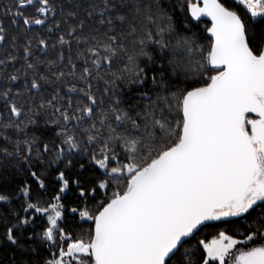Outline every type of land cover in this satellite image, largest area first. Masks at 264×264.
Here are the masks:
<instances>
[{
    "label": "trees",
    "instance_id": "16d2710c",
    "mask_svg": "<svg viewBox=\"0 0 264 264\" xmlns=\"http://www.w3.org/2000/svg\"><path fill=\"white\" fill-rule=\"evenodd\" d=\"M118 2L109 0L110 4ZM188 2L126 0L128 7L105 10L104 0H49L50 9L57 13L48 16L54 17L52 26L46 23V28L42 29L41 25L33 27L12 21L14 11H30L36 5L18 9L17 0H0V28L3 29L0 35L5 37L0 42V194L7 196L6 201L0 202V264L54 262L50 246L44 240L48 220H42L41 213L33 209L26 212L28 203L41 208L55 202L62 206L54 247L57 252L66 250L67 245L76 240L89 239L93 232V221L80 213L88 211L90 215L97 214L102 204H106L115 193L123 191L125 179L108 175L106 170L97 167L92 157L101 158L104 141L109 135V123L117 128L118 133L137 134L132 120L117 127L112 106L119 100V111L127 112L135 119L141 125L140 133L147 139L142 116L150 108L163 106L157 96L170 95L176 87L171 84L177 77L172 74L169 64L172 59L170 53L162 51L159 44L149 40L147 34L151 32L153 38L159 39L156 36L158 29L170 25L172 31L164 33V39L170 45L176 43L177 37L188 38L194 42L197 54L202 50L204 56L211 47L212 40L207 35L210 24L206 21L195 23L189 16ZM221 2L241 16L250 35L264 31V22L253 20L235 0ZM158 5L170 20L156 15ZM102 10L103 16L100 15ZM149 12L152 20L148 19ZM117 15L126 18L121 22L116 19ZM109 19L112 20L111 24L107 23ZM101 20L105 22L101 23ZM61 37L64 43H61ZM141 39L144 40L143 53L147 55L141 53ZM41 41H44L43 45ZM107 46L117 49V55L110 65L102 59L108 55L104 52ZM90 50L101 54L99 69L93 63L97 58ZM129 56L134 57V63L129 62ZM27 59H30L28 64ZM177 59L185 57L178 56ZM26 64H31L33 69L30 83L36 81L39 89L27 86ZM161 67L165 69L163 73L159 71ZM85 69L90 74H86ZM140 69L144 71L140 72ZM216 73L207 66L201 74L186 80L181 74L178 86H204L208 76ZM145 76L147 79L141 84L139 81ZM153 76L156 77L155 83ZM73 88L76 90L69 91ZM4 93H7L6 97ZM86 93H91L97 100L92 117L79 111L90 105ZM13 104L21 110L19 118L11 114ZM57 108L60 112L56 111ZM165 112H168L167 108ZM61 113L74 117L67 129ZM105 116V124L101 125L100 121ZM179 118L173 104L170 119L178 123ZM93 124L101 132L96 142L89 143L87 130ZM64 131L75 135L78 144L75 154L60 151V147L66 144L58 133ZM112 144L118 159L110 167H118L127 162L124 149L116 141ZM45 145L48 151L44 150ZM61 172L69 180L64 192L60 191L63 184L57 179ZM32 173L44 181L43 188ZM101 182H107L109 187L98 189ZM25 188L29 192L27 196L23 192ZM81 189L89 195L81 197ZM93 189H97L94 194ZM56 197H60L59 201ZM9 227L14 230L16 244L7 239ZM221 232L237 240H245L247 235L256 233L253 241L238 244L241 249L264 246V204L256 206L241 219L204 226L182 244L170 264H203L206 253L201 241L208 243L215 240Z\"/></svg>",
    "mask_w": 264,
    "mask_h": 264
},
{
    "label": "snow or ice",
    "instance_id": "6c2138e0",
    "mask_svg": "<svg viewBox=\"0 0 264 264\" xmlns=\"http://www.w3.org/2000/svg\"><path fill=\"white\" fill-rule=\"evenodd\" d=\"M235 2L242 5L253 20L264 22V0ZM32 5H36L35 10L40 16L51 11L49 0H17L18 9ZM110 7L123 8L128 4L126 0H119L116 4L104 0L105 10ZM187 9L196 20L204 16L211 19L212 26L208 31L213 40L207 55L204 56L202 50L198 55L194 42L188 38L177 37L176 43L170 45L164 39V33L172 31L170 25L158 29L156 36L159 39L153 38L151 32L147 34L162 51L170 53L169 64L172 74L177 77L171 84L176 87L170 95L157 96L163 106L150 108L142 116L147 139L139 131L141 125L127 112L119 111V100L112 106L117 127L132 120L137 134L118 133L117 128L109 123L103 154L99 159L96 156L92 159L108 175L125 178L123 191L102 204L97 214L81 212L82 217L94 222L89 239L69 243L66 250H61L60 259L49 264H65V256L77 260L78 264H170L184 239L192 236L205 222L241 216L258 202H264V31L250 35L241 16L221 0H203L202 7L189 0ZM17 15L23 17L24 13L18 11ZM100 15H104L103 10ZM156 15L170 20L159 5ZM125 18L124 15L116 17L121 22ZM152 18L149 12L148 19ZM44 22L39 17L23 19L25 25H42ZM107 23L111 24L112 20ZM4 39L0 35V42ZM112 40L115 43V36ZM64 42L61 37V43ZM143 44L141 39V53L147 55L143 53ZM90 51L97 58L93 63L99 69L101 54ZM104 52L108 55L102 59L110 65L117 49L107 46ZM178 56L185 59H177ZM128 60L134 63L133 56ZM207 66L217 73L208 76L204 86H178L181 74L186 80L201 74ZM159 71L163 73L165 69L161 67ZM85 73L90 74L87 69ZM146 79V76L142 77L139 82L143 84ZM152 80L155 83L156 77L153 76ZM31 87L39 89L40 86L33 81ZM4 95L6 97L7 93ZM86 95L90 105L79 111L92 117L97 100L91 93ZM173 104L179 113L178 123L170 119ZM10 111L17 118L21 116V110L14 104ZM56 111L60 112V109ZM61 116L67 129L74 117L67 113H61ZM106 119L107 116L100 121L101 125ZM87 131L89 143L96 142L101 129L93 124ZM58 135L63 136V143L69 150L78 149L74 134L64 131ZM113 141L123 147L127 161L118 167H110L118 159ZM44 150L48 151L47 145ZM32 175L43 188L44 181L36 173ZM57 179L63 184L60 191L64 192L69 180L63 172ZM108 187L107 182L98 185V189ZM96 191L93 189L92 194ZM23 192L25 196L29 194L27 188ZM87 195L89 193L81 189L80 196ZM59 199L56 197L57 201ZM6 200L7 196L0 194V202ZM30 209L47 214L50 227L44 237L54 241L58 221L62 218L61 205L53 203L41 208L28 203L25 211ZM6 235L11 243H17L12 227L7 229ZM255 236L256 233H251L245 240H237L221 232L219 238L210 244L201 241L206 253L203 264H264V246L250 247L246 251L237 248L238 244L253 241ZM233 249H236L235 253ZM83 257H88L89 261Z\"/></svg>",
    "mask_w": 264,
    "mask_h": 264
},
{
    "label": "flooded vegetation",
    "instance_id": "af4514ba",
    "mask_svg": "<svg viewBox=\"0 0 264 264\" xmlns=\"http://www.w3.org/2000/svg\"><path fill=\"white\" fill-rule=\"evenodd\" d=\"M33 6V5H32ZM18 11H23V10H18ZM18 11H14L13 13H14V16L15 17H12V21L14 22V23H19V22H23V19L25 18V17H27V18H29V19H34V18H37V17H39V18H41V19H44V24H42L41 25V28L42 29H45L46 28V23H48L49 25H50V27L52 26V24L54 23V20H53V18H50V17H48V16H53V15H55L57 12L56 11H53V10H51V11H49L48 12V14L46 15V16H40V14L39 13H37L36 12V10L35 9H31L30 11H23V13H24V16H23V19H21V17L22 16H18L17 15V12ZM38 26V25H36V24H30V26ZM29 26V25H28ZM33 26V27H34ZM30 40V39H29ZM27 61V64L29 63V61H30V59H27L26 60ZM26 64V65H27ZM27 76H25V77H27L26 79H27V81H26V84H27V86H30L31 87V85H32V83H30V81H32L33 79H32V76H31V72L33 71V69L31 68V67H28V65H27ZM76 151H77V149H75V153H76ZM67 153H70V152H67ZM76 264H78V263H76Z\"/></svg>",
    "mask_w": 264,
    "mask_h": 264
},
{
    "label": "water",
    "instance_id": "95a60500",
    "mask_svg": "<svg viewBox=\"0 0 264 264\" xmlns=\"http://www.w3.org/2000/svg\"><path fill=\"white\" fill-rule=\"evenodd\" d=\"M191 2L196 3V4H197L198 6H200V7L203 6V0H192ZM188 13H189V11H188ZM189 16H190V18H191L195 23H198V22H200V21H206V22H208V23L210 24L209 28H211V26H212V22H211V19H210L209 17L204 16V17H201L199 20H196V19H194V18L191 16L190 13H189ZM207 35H208V37H209L211 40H213V38L211 37L209 31H207ZM210 69H211L212 71H214V72H217V70L212 69L211 66H210ZM260 204H264V202H258L257 205L254 206V208H255L256 206L260 205ZM254 208H253V209H254ZM253 209L249 210L248 213H245V214H243V215H241V216H237V217H228V218L221 219V220H219V221H207V222H205L203 225H201V226H200V227H199V228L193 233L192 236L185 238L184 241L182 242V244H183L184 242H186L187 240H189L190 238H192L193 236H195V234H196L201 228H203L204 226H207V225H210V224H215V223L227 222V221L236 220V219H241V218H243L244 216H246L247 214H249ZM93 224H94V222H93ZM93 230H94V227H93ZM255 247H259V246H255ZM179 249H180V248H179ZM179 249H178V250H179ZM245 251H246V250H245ZM65 264H70V263H66V262H65Z\"/></svg>",
    "mask_w": 264,
    "mask_h": 264
},
{
    "label": "rangeland",
    "instance_id": "374dc122",
    "mask_svg": "<svg viewBox=\"0 0 264 264\" xmlns=\"http://www.w3.org/2000/svg\"><path fill=\"white\" fill-rule=\"evenodd\" d=\"M60 151H61V152H70L71 154H75V149H74V150H69V148H68L67 145H64V146L60 147ZM55 203H58V202H55ZM61 212H63V208H62V206H61ZM40 215H41V219H42V220L47 219V214H46V213H45V214H40ZM49 227H50V224H49L48 227L45 229V232L47 231V229H48ZM218 238H219V237H218ZM218 238H217V239H218ZM56 239H57L56 236H55L54 241H48V240H46V239L44 238V240L47 241V242H48V245L50 246V251H51V253H53L54 261L60 259V252H61V251H58V252H57V250L54 249L55 244H56V243H55ZM212 241H213V240H212ZM212 241L208 242V244H210ZM237 248H238V245H237ZM243 250H246V249H243ZM235 251H236V249H233V252H234V253H235ZM83 259H84L85 261H89V258H88V257H83ZM226 260H227V258H226ZM64 261H65L66 263H70V264H76V263H78L77 260H72L71 258H69V257H67V256L64 257Z\"/></svg>",
    "mask_w": 264,
    "mask_h": 264
}]
</instances>
